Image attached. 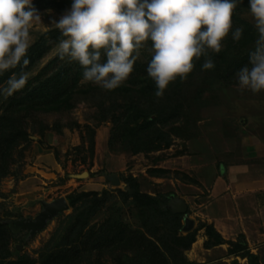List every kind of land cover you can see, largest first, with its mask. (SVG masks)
<instances>
[{
  "label": "rangeland",
  "instance_id": "374dc122",
  "mask_svg": "<svg viewBox=\"0 0 264 264\" xmlns=\"http://www.w3.org/2000/svg\"><path fill=\"white\" fill-rule=\"evenodd\" d=\"M246 4L240 18L254 26L248 1ZM69 7L70 3L65 10ZM64 11L39 9L40 20L29 30L31 44L41 36L48 38L47 32L55 28L54 21ZM258 35L249 49H255ZM50 42L49 38L47 44ZM57 46L54 43L46 46L42 55L26 70L29 77L43 70L57 55ZM148 52L152 53V50L142 41L136 51L137 57L144 59ZM53 67L52 64L46 68L44 75L50 74ZM173 97L179 102L178 113L161 125L163 135L155 141L159 147L140 151H132L128 143L111 140L112 123L108 119L102 120L104 115L110 116L112 112L108 98L102 106L96 103V97H78L68 110L21 111L20 122L30 138L28 141L20 139L9 150V169L17 176L10 173L0 178V219L10 228L16 212L32 218L41 209L42 200L50 201L73 190H94L99 193L101 202L90 225L97 226L110 217L145 231L140 223L142 216L137 213L131 198L121 192L128 191L123 179L133 176L141 192H170L183 197L189 213L196 220V227L202 222L201 214L192 212L208 199L207 189L217 175L218 163L225 167L227 176H222L225 181L244 175L264 181V90L253 93L246 88L240 89L236 77L225 80L196 74L182 82ZM116 100L121 101V97ZM90 135L93 137L92 154L87 147ZM91 172L100 174L92 176ZM105 173L109 178L115 176L118 183L106 180ZM261 192L264 200V188ZM71 211L68 207L30 236L25 231L11 235L7 243L9 259L26 255L39 263L40 254L47 253L43 248L45 242ZM254 218L248 222L250 227L246 229L247 234H243L244 241L249 251L257 254L258 264H264V214ZM240 227L231 228L235 240ZM196 235L197 243L193 242L184 251L193 264H248L246 258L229 254L228 244L205 249L199 240L202 233ZM60 240V236L53 238L51 246ZM115 257L113 252L93 250L84 253L78 264H116ZM121 258L127 259L126 253Z\"/></svg>",
  "mask_w": 264,
  "mask_h": 264
},
{
  "label": "trees",
  "instance_id": "16d2710c",
  "mask_svg": "<svg viewBox=\"0 0 264 264\" xmlns=\"http://www.w3.org/2000/svg\"><path fill=\"white\" fill-rule=\"evenodd\" d=\"M247 1L240 0L233 10V26L221 40L220 51L216 53L205 48L199 58H194V67L186 74V77L180 79L177 76L169 82L160 97L154 95L155 84L146 73L147 63L152 53L148 52L144 59H140L136 53L139 47L135 50L136 60L127 79L112 90H105L97 84L81 80L82 67L77 61H70L67 54L64 58L54 56L43 70L29 77L24 88L0 102V178L10 173L17 176V173L9 169L7 162L9 150L20 139L28 141L30 138V134L20 122L19 113L39 109L68 110L74 106V101L78 97H96V103L100 106L104 104L106 98L111 100V115H104L102 119H108L112 123L111 140L130 144L132 151L147 150L152 147L157 149L159 144L155 141H159L163 135L161 125H165L178 113L177 104L179 102L173 95L179 91L182 82L196 74L218 76L225 80L233 79L239 68L248 64L249 52L255 50L248 47L258 34L255 26L240 18V13L244 5H247ZM68 3H71V0H33V5L37 10L46 8L59 13L66 9ZM238 27L242 29L241 35L238 39H233V31ZM46 35L48 38L41 36L31 44L27 52L29 64L23 71L29 69V65H32L42 55L47 45L58 44L61 39L66 38L56 27L49 30ZM49 38L51 42L47 44ZM144 42L151 49V41L146 39ZM100 51L99 62L103 63L106 61V55L103 49ZM206 59L213 61V68H202ZM52 64L54 69L45 76V69L51 67ZM21 70L17 66L16 69L5 71L0 75V84L4 83L12 72L19 75ZM116 97H121V101L116 100ZM117 109H119L118 112ZM164 139L165 145H168V140ZM87 147L89 153L92 154V135L89 136ZM217 166L220 171L225 168L222 163H218ZM99 174V172H91L90 175ZM104 176L107 180L106 173ZM123 181L128 191L121 190V192L131 198V203L134 204L137 213L142 216L140 223L145 227V231L136 230L127 223L113 220L110 217L97 226L90 225L91 217L101 202L99 193L94 190H73L65 195L72 211L63 217L59 229L57 227L45 242L43 248L47 253L44 256L40 254L39 263L26 255L9 259L7 243L9 237L16 233L0 219V264H78L84 253H91L93 250L97 253H116V264H193L186 258L184 251L190 248L195 241L197 230L202 228L206 236L203 241L205 248L226 243L229 254L246 258L248 264H258L257 254L249 251L243 234H239L236 240H226L211 223L205 222H200L194 229L181 234L182 220L187 218V210L176 206L172 193L141 192L133 176H128ZM103 191L107 193L106 190ZM17 218L26 217L16 212L12 221ZM21 231H25L30 236L27 230L19 232ZM57 236H60L61 240L51 246L52 239ZM124 253L127 257L125 260L121 258Z\"/></svg>",
  "mask_w": 264,
  "mask_h": 264
},
{
  "label": "clouds",
  "instance_id": "9594fccd",
  "mask_svg": "<svg viewBox=\"0 0 264 264\" xmlns=\"http://www.w3.org/2000/svg\"><path fill=\"white\" fill-rule=\"evenodd\" d=\"M240 0H71L70 7L54 21L65 39L57 55L77 61L82 79L105 90L117 88L132 71L135 50L151 41L152 55L146 73L160 97L177 76L184 79L205 48L218 53L221 40L232 26V14ZM248 11L259 34L248 64L239 68L240 89L264 90V0H248ZM33 0H0V75L19 66L0 85V102L21 90L29 79L23 71L31 46L29 30L39 22ZM203 26V27H202ZM242 29L233 31L238 39ZM101 49L106 61L100 63ZM214 67L206 59L203 69Z\"/></svg>",
  "mask_w": 264,
  "mask_h": 264
},
{
  "label": "crops",
  "instance_id": "0c3cea01",
  "mask_svg": "<svg viewBox=\"0 0 264 264\" xmlns=\"http://www.w3.org/2000/svg\"><path fill=\"white\" fill-rule=\"evenodd\" d=\"M226 174L225 168L221 171L218 169L216 177L207 189L208 199L199 204V209L192 213L201 214L200 221L211 223L224 239L235 240L231 230L233 226H241L238 228L240 234H247L246 229L250 227L248 222L254 220L257 214H264V200L261 199L264 181L247 175L241 176L240 179L229 178L225 181L222 176L225 177ZM63 197L65 198V196ZM173 197L178 208L187 210V218L182 220L183 228L180 231L181 234H185L187 231L194 229L196 220L189 213L188 205L183 197L174 196V194ZM49 200L51 201V199ZM197 232L202 233L199 240L203 245V241L206 239L203 228L198 229ZM197 241L195 239L194 243H197ZM224 244L226 243L213 247H221Z\"/></svg>",
  "mask_w": 264,
  "mask_h": 264
},
{
  "label": "water",
  "instance_id": "95a60500",
  "mask_svg": "<svg viewBox=\"0 0 264 264\" xmlns=\"http://www.w3.org/2000/svg\"><path fill=\"white\" fill-rule=\"evenodd\" d=\"M110 181L113 184L118 183L115 176H111ZM41 209L32 218H17L11 222L10 228L15 232L20 230H27L29 235L40 231L46 225L47 220L51 219L58 213L68 209V203L63 196L57 197L51 201H41Z\"/></svg>",
  "mask_w": 264,
  "mask_h": 264
}]
</instances>
